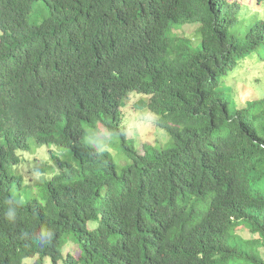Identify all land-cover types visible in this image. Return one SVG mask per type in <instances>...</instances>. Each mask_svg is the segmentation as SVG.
<instances>
[{
    "label": "trees",
    "instance_id": "1",
    "mask_svg": "<svg viewBox=\"0 0 264 264\" xmlns=\"http://www.w3.org/2000/svg\"><path fill=\"white\" fill-rule=\"evenodd\" d=\"M212 4L224 1L0 0V264H56L68 238L80 254L64 264H264V99L240 111L224 146L201 143L226 124L209 77L254 46L229 43L225 55ZM186 23L192 35H180ZM256 27L264 35V21ZM132 91L171 142L128 147L134 162L117 175L110 152L81 141L83 127L118 130ZM54 141L80 168L66 177L59 160L23 187L15 150ZM13 191L24 200L15 224L3 216ZM41 226L54 230L43 248Z\"/></svg>",
    "mask_w": 264,
    "mask_h": 264
},
{
    "label": "clouds",
    "instance_id": "2",
    "mask_svg": "<svg viewBox=\"0 0 264 264\" xmlns=\"http://www.w3.org/2000/svg\"><path fill=\"white\" fill-rule=\"evenodd\" d=\"M223 1H224V4L222 6H216L213 4L212 5H213V9H214L216 18L218 20V23L220 24L221 37L224 39V43L227 42V45H226L227 49L225 51V55L229 54V52H231L229 43H232L235 46H239L242 48L249 47L250 45H254L252 47V51L246 52V50H244L243 53L244 52L245 53L244 54L242 53V55H239V56H245L247 53H251V52H254L258 48H262L264 46V35H258L257 34V30H256L257 27L256 26L259 22L264 21V11H260L258 13L255 11H250V12H247L245 14L249 20L251 19V17L253 15H256L258 18L256 20H253L250 23V27L247 30L242 28L243 22L238 18L237 11H238V8L240 7V5L246 3L247 1H249V2L255 1L257 4H261L264 0H262V1H258V0H223ZM186 28H190L189 31H191V35H192V28L193 27H192V25H190L188 23L183 24L181 26L180 35H185L186 33L189 32L186 30ZM194 31H195V29L193 28V32ZM196 39H197V37L193 40H196ZM193 40H191V42ZM238 53H241V52L234 51L233 58H229V59L225 58L226 66H225V69L223 72L219 73L217 71L218 72L217 76H210L209 77L210 83H212L214 85L215 94L213 95V97L215 99H218L219 96L223 97V99L221 100V104H219V106L224 111V116L226 118V124L219 126V127H210L208 129H206L207 137L203 142H201L205 146H210V145H213L214 147L224 146V144L227 141L228 135L230 133L236 132V126H234V124L238 123L241 116H242L240 114V111L243 110L244 114L249 116L250 112L252 110L256 109L253 102L264 99V95H263L262 97H260L256 100H250V101L245 102L246 103L245 106H242L244 104L239 103L236 106V108L232 111L229 97L225 93H222L219 91V85H220L219 77L227 71L228 67H232L236 64V60L239 57V56H236ZM221 64L223 66V61ZM130 93H133V94L131 96H128V94H130ZM134 95L138 97V101L140 102V105H137L135 102V107L140 108V109H145L146 111H148L153 116V124H150V126L153 128H156V130H157V133H155L154 135H151L148 138L147 142H144L138 146H135L134 142L131 139H129L130 138L129 133H126L127 130H125L124 127L122 126V121L124 120L122 108H124L125 98L126 97H132ZM122 97H121L122 100L120 99L121 105L119 106V110L121 113V120L117 126L118 130H114V129L105 127L103 123H99L96 127H91V126L85 125L83 127L84 135L81 139V141L86 142L87 146L93 150V153L96 157H102L105 153H109L111 151V145L113 142V138L119 137L120 142H121V144H119V146H120V148L122 147V154H123L124 159L121 161V163H118L117 161L114 160L113 155L110 152V154L112 156L111 158L115 164V171H116L117 175H121L122 172L125 171V169L128 168V166L134 162L135 157L132 155L133 152L129 153V151L127 150L128 147L132 146L133 151L135 149V151H137L138 153L143 154L144 151L141 153L140 150H141V148L143 150L144 144H148L150 146H155L156 148H163L164 146H166L167 144H169L171 142V137H170L169 133L165 129H163V128H161L155 124V119L157 118V115L155 113H153L149 109V107L147 106V103H148L147 100H149L147 96H145L144 94L137 93L136 91H132V92L125 94ZM142 97L144 99H141ZM142 125L143 124H141L139 126L138 130L141 129ZM188 127H189V129L192 128L191 131L194 133L195 128H194V126H192V122H188ZM149 129L150 128H148V130ZM159 133L165 134L166 139L164 140V143L163 142L161 143L157 140L156 137L158 136ZM46 145H49V146L53 145V146H56L58 148L61 147L59 145V142H57V141L48 143ZM63 148H64V152L67 149L69 151L70 155H73L74 160H72L69 157V155H66V154L61 155V154H59V152L57 153L54 150H49L50 163L48 165L38 169L40 176H44L45 175L44 171L47 169H50L53 174L56 171H58L59 169H61L60 164L57 162L59 160H61L63 162L62 163V166L64 168V174L63 175H65L66 177H72L75 174V171L80 168V163H79L77 157L72 152V150L67 146L63 147ZM19 150H28V149L18 148L15 150V153H16V151H19ZM16 155H18V154L16 153ZM52 160L57 164L58 167L56 165H51ZM18 162H20V156H19ZM18 164H20V163H18ZM22 177L24 180L23 175H22ZM4 203L7 205L6 211H4V213H3L4 219L11 224H15L17 221V218H18L19 209L23 206V203H24L23 198L20 197L15 191H13L7 197V199L4 201ZM90 223L91 222L88 223L89 226H90ZM24 235L27 236L28 234L25 233ZM34 238H35L34 242L39 247L43 248L52 242V240L54 238V230L48 226H41L39 228L38 232L34 233ZM61 247H63V244ZM78 247H79V245H78ZM68 252L71 254L70 251H68ZM77 252H78V256H79L80 249L77 250ZM66 254H65V256H66ZM60 256H61V251H60ZM60 256L58 257V259L60 258ZM72 256L75 257L74 255H72ZM77 257H75V258H77ZM21 264H29L28 259L22 258ZM48 264H51L50 259L48 261ZM56 264H62V261L57 260Z\"/></svg>",
    "mask_w": 264,
    "mask_h": 264
},
{
    "label": "rangeland",
    "instance_id": "3",
    "mask_svg": "<svg viewBox=\"0 0 264 264\" xmlns=\"http://www.w3.org/2000/svg\"><path fill=\"white\" fill-rule=\"evenodd\" d=\"M250 11H255L257 13L264 11V1L261 4H257L255 1H247L238 8L237 16L243 22L242 28L245 30L250 27V23L253 20L258 19L256 15H253L249 20L245 14ZM186 30L189 31L190 28H186ZM219 80V91L225 93L229 97L232 111L239 103L245 106V102L262 97L264 95V46L256 49L254 52L247 53L245 56H239L236 60V64L232 67H228L227 71L219 77ZM132 94L133 93H130L128 96ZM141 99L144 98L142 97ZM137 101L138 97L135 95L126 97L124 108H122L124 118L122 126L127 130L126 133H129V139L134 142L135 146L147 142L151 135L157 133L156 128L150 126V124H153V116L145 109L135 107V102ZM141 124L143 125L141 129L138 130ZM148 128L150 129L148 130ZM156 138L159 142L164 143L166 136L163 133H159ZM119 144H121L120 138L114 137L110 152L114 160L121 163L124 157L122 154V147L120 148ZM49 150H54L57 153L59 152L61 155H69V157L74 160L73 155H70L67 149L64 152L63 147L58 148L53 145L49 146L45 144L39 147L31 146L28 150L16 151L20 156L18 171L24 176L23 187L26 186L30 180L40 176L39 168L50 163ZM140 152H143L142 148ZM51 165L57 166L53 160L51 161ZM44 174L50 178L53 175L50 169L45 170ZM92 225L93 223L91 222L90 226ZM237 232L244 238L250 237L247 229H238ZM77 250H79V247L76 239H66L63 243V247H61V256L58 260L62 261V264H64L65 254L70 251L72 255L77 257ZM261 251L264 255V248H261ZM36 257L37 256L27 258L29 264H38L35 261ZM49 259L51 264H53L50 256L44 257L41 264H48Z\"/></svg>",
    "mask_w": 264,
    "mask_h": 264
}]
</instances>
